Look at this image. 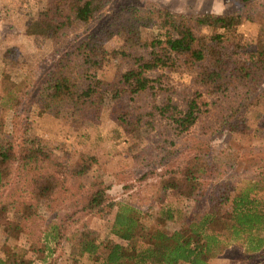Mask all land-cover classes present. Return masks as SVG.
<instances>
[{
	"label": "trees",
	"instance_id": "trees-1",
	"mask_svg": "<svg viewBox=\"0 0 264 264\" xmlns=\"http://www.w3.org/2000/svg\"><path fill=\"white\" fill-rule=\"evenodd\" d=\"M112 2L68 0L86 32L72 44L71 60L37 86V114L98 118L107 97L113 105L110 117L117 124L112 134L121 137L120 131L128 126L141 127V117L130 120L119 110L122 98L134 99L152 91L157 80L150 74L193 69L195 80L208 87L210 93L239 99L235 110L239 114L227 125L232 132L245 130L243 109L264 98V88L258 92L264 85V48L248 52L235 43L233 49L225 50L231 33L242 23L241 14L203 13L186 18L166 9L150 10L148 19L158 27L161 37L145 41L140 35V11L127 6L105 14V7ZM100 15L102 19L97 21ZM195 29L205 36L197 35ZM114 39L123 46L109 51L105 43ZM3 59L7 66L16 67L20 55L16 48H8ZM126 63L128 68L120 71ZM111 65H117L115 81L107 82L98 74ZM29 87L22 79L0 70V113L11 119V125L17 109L27 99ZM198 97L187 99L184 109L169 99L163 100L152 104L147 115L163 120L173 136H182L198 119L202 103ZM118 111L123 114L117 115ZM15 134L11 128L5 142L0 143V229L5 239L16 243L12 235L24 231L12 225L5 212L17 203L16 193L28 196L30 204L23 202V207L41 208L43 215L55 214L69 200L75 203L44 224L37 243L32 239L36 235L33 231L25 232L24 242L35 250L34 259L26 257V248L13 245L0 258V264H34L35 260L38 264H58L65 252L71 256V264H210L229 244L239 245L251 254L264 253V165L258 167L252 179L236 186L222 182L211 189V168L203 160L194 157L184 167H167L161 172L158 187L173 193L176 201L161 205L153 226L141 221L142 212L130 202L117 201L112 204L106 226L108 237L98 240L82 221L104 209L109 201L108 188L95 178L78 202L68 185L70 179L77 181L87 174L89 157H81L80 164L66 169L39 144L30 142L26 146L24 141L14 139ZM8 190L13 192L5 197ZM169 224L173 230H167L165 225Z\"/></svg>",
	"mask_w": 264,
	"mask_h": 264
},
{
	"label": "rangeland",
	"instance_id": "rangeland-1",
	"mask_svg": "<svg viewBox=\"0 0 264 264\" xmlns=\"http://www.w3.org/2000/svg\"><path fill=\"white\" fill-rule=\"evenodd\" d=\"M127 6L140 11V35L145 41L161 37L158 27L148 19V12L166 9L186 18H196L203 13L241 14L242 23L231 33L225 50L233 49L235 43L244 46L248 52L264 48V0L246 3L240 0H113L103 12L108 14ZM101 19L100 15L97 21ZM85 32L84 25L75 19L68 0H0V70L30 86L27 99L17 109L12 125L11 119L0 113V143L5 142L13 128L16 131L14 139H20V143L24 141L26 146L30 142L39 144L66 169L80 164L81 157H89L87 174L77 181L70 179L68 185L78 202L84 199L95 178L108 188L109 201L104 209L85 216L82 221L96 239L108 237L106 226L112 216V204L121 200L138 208L142 212L141 221L148 227L153 226L152 220L161 205L176 201L173 193L158 187L161 172L167 167H184L194 157L203 160L211 168L210 189L218 183L236 186L238 182L254 178L258 167L264 165V98L243 109L245 130L232 132L227 123L239 114L235 111L239 108V99L220 92L210 93L208 87L195 80L193 69L150 74L157 80L152 91L134 99L122 98L119 110L128 114L130 120L141 117V127L128 126L120 131L121 137L112 134L117 124L110 117L113 105L107 97L98 118L68 114L54 118L37 114V86L71 60V46ZM195 32L200 37L205 36L196 29ZM105 46L110 51L121 49L123 45L119 39H114ZM8 48H16L20 55L16 67L4 63L3 54ZM116 66H107L98 76L107 82L115 81ZM127 68V63L122 64L120 71ZM263 88L264 85L258 92ZM195 95L202 100L198 119L182 136H173L163 120L147 115L152 104L166 99L184 109L187 99ZM12 192L8 190L4 196ZM16 194L17 203L5 212L10 223L24 231L12 233L17 239L15 243L12 239L6 240L0 229V258L16 245L26 248V257L34 259L35 250L29 249L28 243L24 242L25 232L33 231L36 235H32V239L37 243V234L41 233L44 224L61 216L66 206L75 202L69 200L55 214L43 215L41 208L36 210L21 205L23 202L30 204L26 193ZM165 227L174 229L171 224ZM37 261L34 264H38ZM58 264H71L68 252L62 254ZM210 264H264V253L251 254L239 245L229 244L211 259Z\"/></svg>",
	"mask_w": 264,
	"mask_h": 264
}]
</instances>
